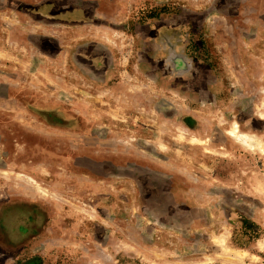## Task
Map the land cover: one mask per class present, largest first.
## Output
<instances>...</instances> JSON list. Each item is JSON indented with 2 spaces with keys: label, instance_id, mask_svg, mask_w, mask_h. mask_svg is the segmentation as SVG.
I'll use <instances>...</instances> for the list:
<instances>
[{
  "label": "crops",
  "instance_id": "1",
  "mask_svg": "<svg viewBox=\"0 0 264 264\" xmlns=\"http://www.w3.org/2000/svg\"><path fill=\"white\" fill-rule=\"evenodd\" d=\"M110 4L114 5L110 10L118 11L114 0H0V10L6 12V15L9 16L11 10L17 16H22L15 27L7 22V35L4 34L1 39L8 45H4L1 54H6L5 57L9 59H18L19 56L14 52H19V42L27 41L32 48V44H35V52L41 51L39 55L45 58L55 60L61 54L65 55V59H74L80 65V70L69 68L66 61L65 72L70 75L69 79L73 78L74 72L75 75L84 76V79L81 78L79 101L66 98L64 105L87 107L86 111H76L78 115H71V118L87 124L81 129L83 136L98 139L97 149H94V145L81 148L85 155L96 152L94 159L89 158L90 156L82 159L89 158L97 166L84 165L83 162H72V167L69 164L65 166L67 169L71 167L73 171L87 169L97 177L94 179L88 176L80 193H77V185H74V179L71 178L73 184L68 183L71 188V194L68 195L69 208L65 207L62 217L72 219V227L70 230L66 227L61 239H57V235L55 238L57 242L62 240L66 251L71 253L74 264L207 262L195 257L169 258V254L196 248V231L206 229V224L201 226V219L206 220L214 211L217 215L216 210L219 208L223 210L220 215L228 217L226 202L221 205L225 201L224 196L216 190L242 189L244 178L239 174V169L242 168L238 164L242 163L240 159L244 157L248 162L252 157L258 159L262 151L257 149L252 152L251 148L232 136L230 131L235 125L225 115L218 117V121L213 120L214 113L210 112L231 100L218 97L220 84L211 67L209 72L208 69L207 72H198L196 66L200 61L196 63L184 54L185 50L178 53L182 40L178 36L179 24L170 26L163 15L147 22L133 23L135 30L131 37H138L143 50L141 56L136 57L139 61L133 63L132 60V68L122 67L125 63L118 57L120 51L116 52L119 49L116 48V37L121 35V29L115 24L113 14L108 13L107 7ZM103 16L107 19H101ZM24 23H37L35 25L38 28L33 26L29 32L21 26ZM57 25H62L65 31H53V34L48 35L44 32ZM11 32L17 33L14 35L15 39ZM24 35L27 36L26 40H22ZM49 41L59 50L51 53L44 49V43ZM79 41L81 43L76 45V49L71 48L73 43ZM153 44L157 45L154 50ZM11 46L14 47V52ZM169 52L175 56L170 58ZM170 59L171 62L176 60L177 65L169 66ZM13 61L16 62L15 59ZM49 72L51 71L43 73ZM191 73L193 78L188 79V74ZM155 76L160 80V89L157 90L166 93L171 88L175 94L186 97L187 103H172L175 107L195 108L193 112L183 115H168L167 111L163 112L159 107L169 105V102H155L150 98L152 88L147 80H153ZM138 78L143 83H137ZM169 78L178 83L182 78H187L182 81L187 82L186 84L196 81L195 86H192L194 91L177 83L170 85ZM65 85L67 91L74 90L73 81L70 80ZM153 107L157 110L155 115ZM205 112L209 114L205 116ZM257 118L261 119L262 116L257 114ZM170 119L177 124L178 141L184 140V134H188L192 141L188 140L193 145L185 147L182 142H178L179 146L172 150L176 158L164 154L170 146L169 141L163 137L164 133L169 134ZM121 138L138 139L145 144L134 143L132 150H111L103 142L105 139ZM205 139L209 140L208 146L214 152L211 156L204 152ZM154 155L163 161H157ZM230 158H235L236 161ZM31 203L34 205L39 202L34 200ZM241 208L240 211H243L244 208ZM16 215L25 219L33 216L31 212L24 214L23 210ZM247 217L262 225L264 205L250 215L247 214ZM224 221L226 224L220 231L208 234L209 243L219 245L214 250L227 249L232 243L231 223L227 219ZM174 226L177 230L172 234L176 235L180 243L171 246L168 243V228L173 229ZM18 233L20 241L32 240L35 236L27 222L25 228L19 229ZM77 252L81 253L80 258L76 257ZM194 252L192 251L193 254Z\"/></svg>",
  "mask_w": 264,
  "mask_h": 264
},
{
  "label": "rangeland",
  "instance_id": "2",
  "mask_svg": "<svg viewBox=\"0 0 264 264\" xmlns=\"http://www.w3.org/2000/svg\"><path fill=\"white\" fill-rule=\"evenodd\" d=\"M114 2L118 5V11L110 10L114 6L111 4L107 10L109 14H113L115 24L121 29V35L116 37V48H119L116 52L120 51L118 57L125 63L122 67L132 68V60L135 63L139 59L136 57L141 56L143 50V44L139 42L138 37L136 39L131 37L135 30L133 23L147 22L155 19V16L163 15L170 26L173 24L175 27L179 24L178 36H181L182 40L177 49L178 53L185 50L184 54L196 63L200 61L196 66L198 72L199 70L207 72L206 69L209 72L211 67L220 84L218 97L231 100L224 103L221 108H216V111L210 112L214 113L213 120L218 121V117L225 115L228 120L233 121L238 131L259 142V146L251 149L252 152L257 149L262 151L258 159L252 157L249 162L244 157L240 159L242 163L238 164H241L242 168L239 169V174L244 178L242 189L238 187L216 190L224 196L225 201L223 200L221 205L226 202L228 217L220 215L223 211L220 208L215 209L217 215L214 211L206 220L201 219V226L206 224V229L195 233V239H198L195 247L198 250L196 248L178 250L172 255L169 254V258L195 257L207 262L154 264H264V220L262 219L260 225L258 221L246 218L247 214L250 215L264 205V0H114ZM6 14L0 10V264H74L71 253L66 251L62 240L57 242L56 238L61 239L66 227L69 230L72 227L73 220L62 217L65 207L69 208L68 195L71 194V188L68 183L73 184L71 178L74 179V185H77V193H80L81 186L86 184L88 176L94 179L97 177L87 169L73 171L70 164L83 162L84 165L97 166L89 159L95 158L96 152L93 155H85L82 154L81 148L94 145V149H97L98 139L83 136L81 129L87 124L71 118V115H78L77 112L81 110L86 111L87 107L64 105L66 98L79 101L80 83L84 76L75 75L74 72L73 78L69 79L70 75L65 72L66 61L69 68L80 70L78 69L80 65L75 63L74 59L72 61L65 59V55L61 54L55 60L45 58L39 55L41 51L35 52V44H32V48L27 41L19 42L21 43L18 47L19 52H14V47L11 46L13 52L19 56L18 59L14 58L16 62L14 59L6 58V54L1 53L4 45L8 44L3 43L1 38H4V34L7 35V22L15 27L19 24L18 19L22 17L11 10L9 16ZM101 19L107 18L103 16ZM35 24L24 23L21 26L31 32L33 26L38 28ZM64 29L62 25H57L44 32L48 35ZM16 34L11 32V36ZM26 39V35L22 36V40ZM80 43V41L73 43L71 48L76 49V45ZM44 45L47 51L59 50L52 41ZM153 45L154 50L157 45ZM23 46L27 49L25 50ZM169 53L170 58L175 56ZM175 61L171 62L170 59L169 66L177 65ZM48 71H51L50 74L43 73ZM194 71L195 69L193 73ZM193 73L188 74V79L193 78ZM171 78L170 85L177 83L194 91L196 81L186 84L187 82L182 81H186L187 78H182L179 83L172 81ZM70 80L75 87L74 90L67 91L65 83ZM136 82L143 83V80L138 78ZM147 83L151 85L150 98L153 101L169 102V105L159 107L163 112L167 111L168 115H183L195 109L188 106L175 107L172 102L187 103L186 97L175 94L171 88L169 92L161 93L157 90L160 89V80L156 76L153 80H147ZM153 110V114H157L154 107ZM205 113V116L209 114ZM257 114L262 118L258 119ZM176 125L170 119L169 134L164 133L163 136L170 145L164 154L173 158H176V155L172 150L181 142L185 147H193L188 140L190 139L188 134H184V140L178 141ZM153 137L157 140L155 136ZM103 142L111 150H132L134 143L145 144L141 140L130 138L105 139ZM208 143L207 139L203 141L206 150L204 152L214 154ZM166 155L164 157H167ZM84 156L90 157L82 159ZM153 157L159 162L163 161L155 155ZM230 160L236 161L235 158ZM141 161L144 162L143 159ZM65 164L71 167L67 169ZM34 200L39 203L33 205L31 202ZM241 206L244 208L243 211H240ZM20 210L26 215L31 212L33 216H30V219L17 216ZM225 219L231 223L232 245H228L227 249L214 250L219 245L210 244L208 234L220 231L226 224ZM26 222L35 232V236H31L32 240L20 241L18 230L25 228ZM176 230L175 226L173 229L168 228V243L171 246L180 243L176 235L172 234ZM192 251H195L194 254ZM76 257L80 258L81 253L77 252ZM102 263L150 264V262Z\"/></svg>",
  "mask_w": 264,
  "mask_h": 264
},
{
  "label": "bare ground",
  "instance_id": "3",
  "mask_svg": "<svg viewBox=\"0 0 264 264\" xmlns=\"http://www.w3.org/2000/svg\"><path fill=\"white\" fill-rule=\"evenodd\" d=\"M230 134L234 136L237 140H239L242 144L251 149H254L256 146H259L258 141H256L253 137H250L247 134L241 133L240 131H238L237 127H233V129L230 131Z\"/></svg>",
  "mask_w": 264,
  "mask_h": 264
},
{
  "label": "trees",
  "instance_id": "4",
  "mask_svg": "<svg viewBox=\"0 0 264 264\" xmlns=\"http://www.w3.org/2000/svg\"><path fill=\"white\" fill-rule=\"evenodd\" d=\"M152 17H154V16H152ZM156 17V16H155ZM250 224L252 225V223L250 222Z\"/></svg>",
  "mask_w": 264,
  "mask_h": 264
}]
</instances>
